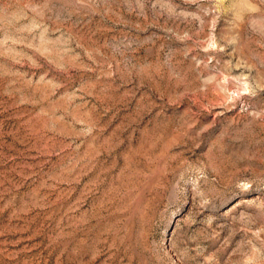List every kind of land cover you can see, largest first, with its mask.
Masks as SVG:
<instances>
[{
	"label": "rangeland",
	"instance_id": "1",
	"mask_svg": "<svg viewBox=\"0 0 264 264\" xmlns=\"http://www.w3.org/2000/svg\"><path fill=\"white\" fill-rule=\"evenodd\" d=\"M0 264H264V0H0Z\"/></svg>",
	"mask_w": 264,
	"mask_h": 264
}]
</instances>
